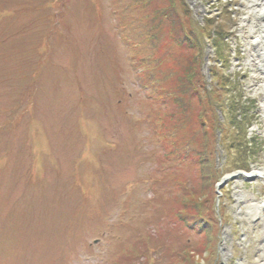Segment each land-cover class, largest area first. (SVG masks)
<instances>
[{
    "label": "rangeland",
    "instance_id": "374dc122",
    "mask_svg": "<svg viewBox=\"0 0 264 264\" xmlns=\"http://www.w3.org/2000/svg\"><path fill=\"white\" fill-rule=\"evenodd\" d=\"M139 1L0 0V264H256L264 214L248 220L236 195L264 197L247 176L264 167V95L244 0ZM175 13L203 39L200 84L220 90L214 154L191 149L207 146L197 111L148 82L170 65L191 77L189 50L150 51L152 17ZM166 125L189 147L178 168Z\"/></svg>",
    "mask_w": 264,
    "mask_h": 264
},
{
    "label": "trees",
    "instance_id": "16d2710c",
    "mask_svg": "<svg viewBox=\"0 0 264 264\" xmlns=\"http://www.w3.org/2000/svg\"><path fill=\"white\" fill-rule=\"evenodd\" d=\"M141 1H139L140 7L147 10L148 7H147L146 0H141ZM153 15H154V13H153ZM175 15L177 18L169 19L165 25L163 24L164 23L163 16H161L159 18H158V16L152 17V19L154 21L151 20L150 25L148 26V29H146L147 32L149 31V32H152V34H153L154 42L151 45L150 51H152V52L158 51V50H160V48H162V51H163V49H165L163 52V55L165 54V58H166L167 64H168V62L169 63H171V62L176 63V60H174V58L176 59L175 55L177 54V52L174 54V52L172 50H175L176 48L178 49V47H179L178 50L180 52H182L183 49H184V51L189 50L195 58L194 68H193L194 70L193 69L191 70V77L186 78L185 77V75L187 74L186 71L184 69L183 70L177 69V70H179V72L176 71L174 76H176L178 74V79L175 81L171 75L172 70H173V65H170L162 73V76H160L161 77L160 80H155V79L150 78L151 80L149 79L148 82H152L153 83V89H155L156 87H158V84L156 83L157 81H159V82L163 81L164 82V79H166V82L169 85H168V89L166 92L167 95H164V96L168 97V100L170 102L168 105L171 106V103H172L176 107V110L179 111V115H182L185 117L188 115L187 114L188 112H190V111L195 112V110L197 111V113L199 114V117L201 118V124H203L205 122L204 123L205 128H206V126L208 127V128H206L207 131L205 130V132H204V138L207 139V146L205 145L204 148L202 150H200L199 148L201 146L199 148H197V146L195 145V143L193 141V143L191 145V147H192L191 149H192V151H194L196 148V150L201 151L200 153H203L205 151L208 154L209 153L214 154L212 152V150L214 147L213 146L214 141H216V134H217V129H218V127H217L218 120H217V112H216L218 104L215 103L216 102L215 97L213 98V95L211 93L216 94L218 89L215 91H212V92L210 91L211 93H207L206 90H204L206 88V86L204 84L203 85L200 84V81H201L200 78H202V76H201L202 75L201 64H202V55H203V52H202L203 51V48H202L203 39L202 38L199 39V37L194 34V31L189 26L190 22H188L186 24L185 21L181 20V22L178 24L176 20L180 19V13H175ZM185 16H187V15H185ZM145 18H148L147 13L145 15ZM165 21H166V19H165ZM169 23L176 24L175 25L176 28L173 29V27H171V26L168 27L167 24H169ZM187 30H188V33H187ZM218 51L220 54L224 53L223 48H222V50H221V48H218ZM192 61H193V58H192ZM212 74L217 77L216 67L213 68ZM183 78H184V81H183ZM227 82H228V80H226L224 82V84H226ZM216 99H217V101H219L218 97H216ZM168 100L165 99L164 97L160 98V101H162L164 103H166V101H168ZM196 105H198L200 110H198ZM194 107L197 109H195ZM234 108H235L234 110H236V108H238V107L235 106ZM251 108H252V106L243 105V111L246 112L245 117L248 120L251 118V115H250V112L252 111ZM234 110L232 109L233 114L237 111V110L236 111H234ZM241 110H242V107H241ZM242 125L244 126V123ZM164 128L165 129H162V132L160 130L158 131V133H159L158 138L161 139V146L160 147H164L162 145L166 144V147H164V151H165V153H164L165 155L163 156L164 161H162V162L168 163L172 166L174 165L177 168L180 167V165H182V164H187V161H186L187 152L182 154L181 151L183 148L187 149L189 147H184L178 143H175L174 139L172 138V137H174L172 134H174L175 131L178 132V135H179V133L181 134L180 129H177V128H175V130L168 129L167 125ZM168 142L171 143L170 146L167 145ZM195 156L197 157L196 153H195ZM196 160H198V159H196ZM168 174L171 175V172L168 171ZM173 178L176 179L175 184L177 186V183H179V180H177L178 178L176 177V175ZM184 203H186V201H184ZM182 204H183V202H182ZM181 206H185V205L183 204ZM187 215L188 214H186L183 211H181V213H177L178 224L177 223L176 224H177L178 228H180L179 221L184 223V225H185V223H188V221H190V220H187V217H188ZM201 217H202V213L194 216L195 219H198Z\"/></svg>",
    "mask_w": 264,
    "mask_h": 264
},
{
    "label": "bare ground",
    "instance_id": "6f19581e",
    "mask_svg": "<svg viewBox=\"0 0 264 264\" xmlns=\"http://www.w3.org/2000/svg\"><path fill=\"white\" fill-rule=\"evenodd\" d=\"M243 15L240 18L241 24L249 27V34L252 36L251 43L257 48L260 62L257 63L258 74H260V82L258 88L264 95V0H244ZM262 110L264 111V100L262 102ZM247 176L264 179V167L250 169ZM230 177V176H228ZM225 179H229V178ZM237 199L242 202V210L245 217L249 220L256 219L264 214V197L260 200L251 202L245 201L243 195L237 193ZM264 233V232H263ZM264 236V235H263ZM256 255V264H264V238L258 242Z\"/></svg>",
    "mask_w": 264,
    "mask_h": 264
}]
</instances>
